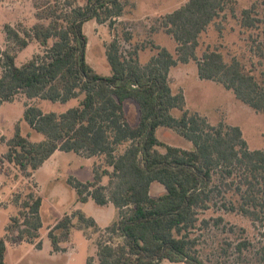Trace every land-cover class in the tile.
<instances>
[{
    "label": "trees",
    "instance_id": "trees-1",
    "mask_svg": "<svg viewBox=\"0 0 264 264\" xmlns=\"http://www.w3.org/2000/svg\"><path fill=\"white\" fill-rule=\"evenodd\" d=\"M41 1L36 4L39 22L30 29L4 27L0 105L14 101L19 94L54 103L81 99L79 105L61 114L27 105L24 119L44 138L31 141L18 123L14 136L6 141L5 159L31 176L56 151L103 157L104 167L94 165L92 180L70 178L69 183L77 192V202L92 199L99 206L112 204L119 211L118 219L104 229L81 210L65 214L49 228L53 253L64 250L62 245L70 242L74 227L94 228L103 230L109 240L98 242V262L90 258L87 264H162L164 260L207 264L197 255L196 240L190 234L198 222V211L208 208L215 193L221 195L214 176L220 171L223 182L231 180L224 184L236 185L242 198L239 211L258 221L259 208H264V151L250 149L240 127L214 126L187 110L184 95L173 93L169 74L178 63L198 59L201 34L233 0H188L163 17L161 27L176 42L177 58L160 47L142 66L136 53L125 58L118 41H112L106 51L111 68L107 76L88 63L89 40L83 28L91 20L100 24L110 20L112 24L123 13L121 1L85 0L77 6L72 0ZM254 10L255 5L242 11L244 26L253 27L258 21ZM33 41L44 52L18 66L19 53ZM198 73L201 79L220 83L243 103L264 112V86L237 58L227 62L219 51H207L198 62ZM128 101L138 107L135 123L126 110ZM173 109L180 110L181 116H173ZM159 128L174 130L193 148L166 144L158 137ZM4 139L0 133V140ZM105 177L109 178L107 185L103 184ZM153 183L161 184L165 191L152 196ZM42 202V196L33 193L21 202L7 235L0 239V264H8L7 242L23 241L42 248ZM259 255L264 261V246Z\"/></svg>",
    "mask_w": 264,
    "mask_h": 264
},
{
    "label": "rangeland",
    "instance_id": "rangeland-1",
    "mask_svg": "<svg viewBox=\"0 0 264 264\" xmlns=\"http://www.w3.org/2000/svg\"><path fill=\"white\" fill-rule=\"evenodd\" d=\"M120 1L123 13L120 17L113 18L112 24L110 20L103 24L91 20L84 25L83 30L89 40L86 57L94 70L104 76L111 74L106 51L114 40L118 41L125 58L136 53L134 57L142 66L158 54L160 47L167 48L177 58V44L163 30L161 22L166 14L178 9L188 0ZM40 2L42 1L0 0V49L6 48V24L22 30L30 29L39 22L36 18V4ZM72 2L77 6L83 5L85 0ZM253 5V16L258 21L253 27L244 26L242 11ZM199 42L197 60L178 63L171 68L169 80L173 93L183 94L185 108L205 117L211 125L223 123L226 126L240 127L249 148L264 151V112H258L243 103L232 90L220 83L201 79L198 73V62L203 54L207 51H219L227 62L237 58L245 71L255 76L264 86V0H233L220 18L201 34ZM43 52L44 48L33 41L19 53L16 64L21 66L34 55ZM1 74L0 67V77ZM80 99L54 103L29 99L19 94L14 101L0 105V133L5 138L0 140V239L7 235L10 219L18 214L19 206L28 193L40 195L43 199L40 210L43 223L40 229L42 248L38 249L35 244L23 241L16 244L7 242L8 264H87L90 258L98 262V242L109 240L103 230L96 232L94 228L82 230L74 227L70 242L62 245L64 250L53 253L48 237L50 227L65 214H72L76 210L93 217L102 229L118 219L119 211L114 206L101 207L92 199L87 203L77 202V192L69 183L70 178L82 182L92 180L94 165L104 167L103 157L88 158L74 152L57 151L31 176H25L17 166L5 159L8 150L6 141L14 136L18 123L21 133L29 136L31 141L38 142L44 138L24 119L27 105L38 106L44 113L61 114L79 105ZM126 110L130 121L135 123L138 119L137 105L128 101ZM171 113L175 117L182 114L178 109H173ZM157 134L166 144L193 148L191 142L172 129L159 128ZM218 173L214 176L213 183L219 185L221 195L215 193L208 208L198 211V222L190 234L196 240L197 255L207 264H264L259 255L260 248L264 246V208H259L258 221L241 213L239 205L242 198L236 192V185L228 187L224 183L231 180L223 182ZM108 182L109 178L105 177L103 184L107 185ZM163 190L165 191L164 186L154 183L151 195L157 196ZM219 218L222 220H217ZM117 242V239L114 240V243ZM241 244L243 246L239 251ZM162 264L186 263L164 260Z\"/></svg>",
    "mask_w": 264,
    "mask_h": 264
},
{
    "label": "crops",
    "instance_id": "crops-1",
    "mask_svg": "<svg viewBox=\"0 0 264 264\" xmlns=\"http://www.w3.org/2000/svg\"><path fill=\"white\" fill-rule=\"evenodd\" d=\"M56 152H57V151H56ZM56 152H55V153H56ZM55 153H54V154H55ZM48 160H49V159H48ZM44 164H45V163H44ZM42 166H43V165H42ZM42 166H41L39 169H41ZM39 169H38V170H39ZM38 170H37V171H38ZM35 173H36V172H35ZM35 173H34V174H35ZM153 184H154V183H153ZM153 184H152V187H153ZM151 190H152V189H151ZM163 192H164V190H163ZM163 192H162V193H163ZM86 203H87V202H86ZM109 206H113V205H112V204H108V205H106V206H101V207H109ZM98 226H99V225H98Z\"/></svg>",
    "mask_w": 264,
    "mask_h": 264
}]
</instances>
